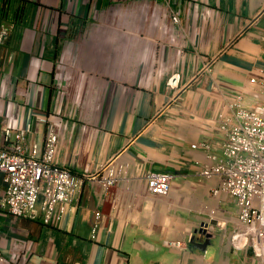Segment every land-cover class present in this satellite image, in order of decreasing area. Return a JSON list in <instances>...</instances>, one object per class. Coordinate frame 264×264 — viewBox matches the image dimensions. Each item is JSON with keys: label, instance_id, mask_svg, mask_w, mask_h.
<instances>
[{"label": "crops", "instance_id": "0c3cea01", "mask_svg": "<svg viewBox=\"0 0 264 264\" xmlns=\"http://www.w3.org/2000/svg\"><path fill=\"white\" fill-rule=\"evenodd\" d=\"M97 1L0 0V144L11 116L28 148L56 123V162L85 179L48 225L39 208L16 221L0 210L5 264H264L233 248L247 228L237 202L201 174L222 154L236 96L248 108L261 98L250 78L264 69V0H161L159 47L153 32L144 43L102 32L90 47ZM105 167L122 172L108 189L87 179ZM149 172L174 174L167 194L149 191ZM204 223L215 238L200 247Z\"/></svg>", "mask_w": 264, "mask_h": 264}, {"label": "built area", "instance_id": "2783aa9c", "mask_svg": "<svg viewBox=\"0 0 264 264\" xmlns=\"http://www.w3.org/2000/svg\"><path fill=\"white\" fill-rule=\"evenodd\" d=\"M250 82L261 95L257 107L248 108L244 95L236 96L232 102L234 113L222 115L220 119L219 129L224 136L222 154L211 153L208 157L213 162L205 163L201 174L218 177L219 185L213 193L225 192L237 202L239 220L247 228L234 231L233 248L244 250L252 246L255 255L261 257L264 255V69L252 76ZM56 125L49 126L42 147L35 142L29 148L24 143L27 128L16 117L11 116L4 126L0 144V174L3 175L0 210L15 221L38 208L46 225L61 218L85 181L56 162L60 142ZM202 145L210 147L209 143ZM121 173V167H105L102 173H93L87 179L98 180L108 189L119 181ZM173 179L171 172L146 175L149 191L160 195L170 191ZM96 216L100 218L101 213L97 212ZM170 244L184 246L182 241ZM7 260L0 248V264Z\"/></svg>", "mask_w": 264, "mask_h": 264}, {"label": "rangeland", "instance_id": "374dc122", "mask_svg": "<svg viewBox=\"0 0 264 264\" xmlns=\"http://www.w3.org/2000/svg\"><path fill=\"white\" fill-rule=\"evenodd\" d=\"M96 5H100V0ZM163 6L161 0H104L102 8L99 11L95 9L93 22L87 27H82V33L86 39L89 38L88 45L95 47L96 37L102 32L122 35L127 43L134 37L144 43L153 32V43L155 45L157 42L159 47L161 40L159 36L155 37L157 36L155 25L158 27L163 21ZM152 21H157L154 29H150Z\"/></svg>", "mask_w": 264, "mask_h": 264}, {"label": "water", "instance_id": "95a60500", "mask_svg": "<svg viewBox=\"0 0 264 264\" xmlns=\"http://www.w3.org/2000/svg\"><path fill=\"white\" fill-rule=\"evenodd\" d=\"M2 36H4V35H2ZM198 232L203 234L205 236V239H206V241L203 242V243H197L198 246H200V247H205L208 241H210L211 239L215 238V234L209 229V224L208 223L202 224L201 228L198 230ZM193 240H195V239H193Z\"/></svg>", "mask_w": 264, "mask_h": 264}]
</instances>
